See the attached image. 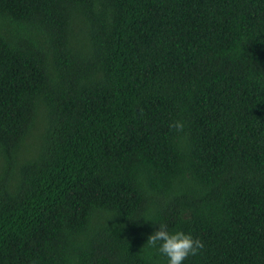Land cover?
<instances>
[{
  "label": "trees",
  "instance_id": "obj_1",
  "mask_svg": "<svg viewBox=\"0 0 264 264\" xmlns=\"http://www.w3.org/2000/svg\"><path fill=\"white\" fill-rule=\"evenodd\" d=\"M159 223L264 264V0H0V264H166Z\"/></svg>",
  "mask_w": 264,
  "mask_h": 264
},
{
  "label": "clouds",
  "instance_id": "obj_2",
  "mask_svg": "<svg viewBox=\"0 0 264 264\" xmlns=\"http://www.w3.org/2000/svg\"><path fill=\"white\" fill-rule=\"evenodd\" d=\"M175 126L182 128L179 122ZM147 243L166 258V264H184L190 255L197 254L204 247L203 242L191 233L183 230L170 231L163 223H159L158 228L148 236Z\"/></svg>",
  "mask_w": 264,
  "mask_h": 264
}]
</instances>
